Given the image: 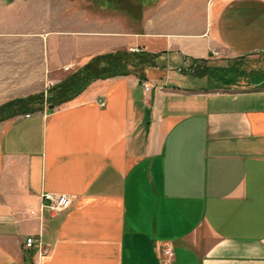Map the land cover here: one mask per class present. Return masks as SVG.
Returning <instances> with one entry per match:
<instances>
[{"label": "crops", "instance_id": "crops-1", "mask_svg": "<svg viewBox=\"0 0 264 264\" xmlns=\"http://www.w3.org/2000/svg\"><path fill=\"white\" fill-rule=\"evenodd\" d=\"M161 4L144 79L0 122V264H264V0Z\"/></svg>", "mask_w": 264, "mask_h": 264}, {"label": "rangeland", "instance_id": "rangeland-1", "mask_svg": "<svg viewBox=\"0 0 264 264\" xmlns=\"http://www.w3.org/2000/svg\"><path fill=\"white\" fill-rule=\"evenodd\" d=\"M162 1L0 0V106L17 98L41 95L33 109L60 107L70 100L61 98L57 86L89 63L94 75L101 72L102 66H108L103 69L105 74L137 71L140 62L132 52H149L136 46L142 35L159 29L153 23V14L163 5ZM106 29L123 36L114 37L107 44L110 47L107 51L93 54V46L97 44L93 45L96 38L93 33ZM121 38L123 43L119 41ZM101 44L106 47L105 41L96 46ZM260 58L264 61V57ZM217 60L220 59L214 61L216 65ZM209 64L204 62L195 67L207 72L215 66ZM67 65L70 69H66ZM187 79L183 83L193 86L204 83L193 77ZM147 84L153 87L144 80L146 92Z\"/></svg>", "mask_w": 264, "mask_h": 264}, {"label": "trees", "instance_id": "trees-1", "mask_svg": "<svg viewBox=\"0 0 264 264\" xmlns=\"http://www.w3.org/2000/svg\"><path fill=\"white\" fill-rule=\"evenodd\" d=\"M132 53H133L132 56H135L137 62H140V64H138L137 66L139 70L137 69V71L132 73H136V74L139 73L137 75L140 76L141 79H144L146 77L142 74L145 72V70L148 67H155L158 66L159 64L158 59L161 56L160 53H150L145 51H137V52L134 51ZM88 65H90V63ZM88 65L76 71L74 74H72V76H70L68 79H66L64 82H62L57 86L58 87L57 89H61L62 99L68 101L75 98L77 95L82 93L93 81L97 79L115 76L121 73L122 74L131 73L130 71L121 72V73L116 71L115 73L113 72V73L105 74L103 69H105L104 67H108V66H102L103 69L101 68L102 69L101 72L97 75H94L93 68L89 69ZM91 65H93V60L91 61ZM141 66L144 67V68L142 67L143 68L142 70L140 69ZM198 69L199 68H195L194 73L200 76V74H202L203 72L201 70L199 71ZM39 99H41V95H36V96L32 95L24 98H17L1 105L0 122L18 115L32 114L37 111H40V109L38 110V108H34V109L32 108L33 105L35 106L40 102ZM53 108L54 107L52 106L51 109L49 110H52Z\"/></svg>", "mask_w": 264, "mask_h": 264}, {"label": "built area", "instance_id": "built-area-1", "mask_svg": "<svg viewBox=\"0 0 264 264\" xmlns=\"http://www.w3.org/2000/svg\"><path fill=\"white\" fill-rule=\"evenodd\" d=\"M66 69H70V66H67ZM146 89L151 90V86H146ZM42 198L44 202H47L48 206L55 212L68 208L74 202V197L69 194L45 193L42 195ZM35 242L36 240L30 237L27 239L26 244L28 247H32ZM41 252L43 254L45 250H42ZM164 252L168 256L169 260H172V258L174 257V252L169 248L165 249Z\"/></svg>", "mask_w": 264, "mask_h": 264}]
</instances>
